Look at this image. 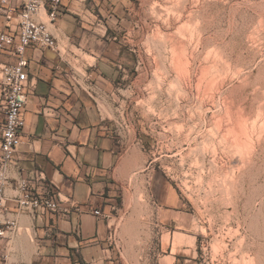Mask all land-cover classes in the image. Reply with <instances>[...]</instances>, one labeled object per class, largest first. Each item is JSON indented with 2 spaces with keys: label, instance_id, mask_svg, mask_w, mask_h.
Wrapping results in <instances>:
<instances>
[{
  "label": "rangeland",
  "instance_id": "obj_1",
  "mask_svg": "<svg viewBox=\"0 0 264 264\" xmlns=\"http://www.w3.org/2000/svg\"><path fill=\"white\" fill-rule=\"evenodd\" d=\"M125 2L115 264H264V0Z\"/></svg>",
  "mask_w": 264,
  "mask_h": 264
},
{
  "label": "crops",
  "instance_id": "obj_2",
  "mask_svg": "<svg viewBox=\"0 0 264 264\" xmlns=\"http://www.w3.org/2000/svg\"><path fill=\"white\" fill-rule=\"evenodd\" d=\"M125 1L62 0L51 26L61 52L25 51L30 77L26 127L7 190L9 218L18 222V230L1 242L10 264H115L110 226L93 211L106 216L121 185L117 172H132L135 166L130 154L138 144L118 129L116 98V82L132 70V56L119 34L124 19L117 13ZM12 25L0 17V31L10 32ZM17 62L15 47L0 54V64ZM20 179L30 180L39 196L54 195L61 211L19 213L13 188ZM170 194L164 212L174 222L171 207L179 198Z\"/></svg>",
  "mask_w": 264,
  "mask_h": 264
},
{
  "label": "built area",
  "instance_id": "obj_3",
  "mask_svg": "<svg viewBox=\"0 0 264 264\" xmlns=\"http://www.w3.org/2000/svg\"><path fill=\"white\" fill-rule=\"evenodd\" d=\"M61 6L62 0H0V17L15 27L10 32L0 31V54L15 47L18 57L16 64H0V111L4 118L0 123V264H10L2 252V240L8 233L18 230V222L9 218L7 190L11 184L9 172L22 144L21 132L26 127L23 112L29 102L30 77L24 54L29 47L61 52L59 41L51 30ZM41 11L45 18L40 17ZM13 189L19 213L61 211L60 200L54 195H37L28 179L18 180ZM93 213L106 218L98 209Z\"/></svg>",
  "mask_w": 264,
  "mask_h": 264
},
{
  "label": "bare ground",
  "instance_id": "obj_4",
  "mask_svg": "<svg viewBox=\"0 0 264 264\" xmlns=\"http://www.w3.org/2000/svg\"><path fill=\"white\" fill-rule=\"evenodd\" d=\"M40 17L45 18V13H44V11H41V13H40ZM201 23H202V22H201ZM198 25H199V24H198ZM201 25H202V24H200V26H201ZM200 30H201V29H200ZM197 31H198V30H197ZM201 34H202V33H201ZM201 36H202V35H201ZM201 36H200V37H201ZM218 52H219V51H218ZM224 54H225V53H224ZM220 56H221V54H220ZM221 57H222V56H221ZM222 58H223V57H222ZM223 60H224V59H223ZM242 113H243V112H242ZM242 113H241V114H242ZM241 122H242V121H241ZM241 126H242V125H241ZM236 128H238V127H236ZM241 130H242V127H241ZM239 131H240V130H239ZM242 131H243V130H242ZM242 131H241V133H243Z\"/></svg>",
  "mask_w": 264,
  "mask_h": 264
}]
</instances>
